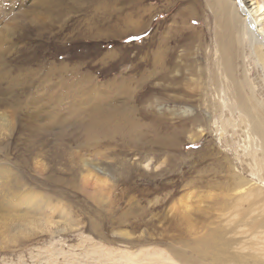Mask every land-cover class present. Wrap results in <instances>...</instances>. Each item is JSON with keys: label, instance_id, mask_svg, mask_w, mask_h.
I'll list each match as a JSON object with an SVG mask.
<instances>
[{"label": "rangeland", "instance_id": "obj_1", "mask_svg": "<svg viewBox=\"0 0 264 264\" xmlns=\"http://www.w3.org/2000/svg\"><path fill=\"white\" fill-rule=\"evenodd\" d=\"M101 2L0 0V168L10 182L27 183L25 193L56 205L47 215L57 229L26 236L16 228L25 210L7 211L16 218L8 228L0 220V264H208L175 252H189L186 241L218 226L234 249L257 251L264 264V229L240 222L252 200L264 206V153L246 116L231 108L236 101L216 53L211 8L206 0ZM250 41L242 37L235 71L264 120V49L258 45L257 65ZM166 46L178 65L168 72L176 89L165 93L178 103L160 95L137 101L148 85L170 84L172 77L154 74L163 71L153 62ZM100 98L136 108L141 140L106 137L105 130L94 138L87 125ZM3 118L14 123L11 132ZM164 135L179 142L159 143ZM229 172L248 181L228 193L236 204L230 211L214 204L226 193L213 186L231 182ZM65 209L77 227L56 223Z\"/></svg>", "mask_w": 264, "mask_h": 264}, {"label": "bare ground", "instance_id": "obj_2", "mask_svg": "<svg viewBox=\"0 0 264 264\" xmlns=\"http://www.w3.org/2000/svg\"><path fill=\"white\" fill-rule=\"evenodd\" d=\"M98 1L101 2V0H95L96 3ZM138 1L144 2L145 0ZM206 2V5H208V7H210L212 10L213 19L216 25L214 31L215 41L217 45L216 53L219 55V61L221 62V66H223V71L225 72V75L228 76L230 79V83L232 86L231 91L233 94L232 96H234L233 98H235V100H233L236 101V103L234 102L235 105H233V107L231 108L240 110L246 116L250 125L249 127L251 129V133L253 136L259 138L261 148L264 153V120L258 118V104L256 102L258 99L255 98V101L251 97V95L249 96L244 92L243 85L245 86L244 82L246 80L241 81L240 79H238L239 72L237 74L235 71V59L238 56L240 42L242 41V37L244 35H248L251 40V50L254 57L256 58V64L258 65V62L260 61L258 57V45L264 49V1L206 0ZM108 14L110 17H113L115 15V11H110L108 12ZM112 26L115 27L116 24ZM195 38L196 37H194L189 44H192ZM174 39L178 43L182 41V32L175 34ZM204 44L205 42L203 38V40H201V48H203ZM175 55L176 53L174 48L170 46H166L163 50H159L155 56L153 64L157 65V63L161 61V68L163 69V71L161 70L159 74H154H156V76L160 75L166 80L170 79L172 76L169 77L168 72L172 69H175L178 65L176 63V60H174ZM244 76L246 77V74ZM240 77H242V75ZM176 80L177 78L173 76L169 80L170 84L168 86L163 85L159 88L148 85V87H145L143 91H140L138 94H135L134 97L137 101H144L145 99L149 101H154L155 99L159 98L157 95H160L163 100L178 103L177 99L171 98L169 96L166 97L165 93L166 90L176 89L175 86H170L171 84L176 83ZM229 89H231V87ZM122 92L129 94L130 91L126 86H123ZM251 94L253 95V93ZM226 95H228V93H226ZM253 97H256V95L254 94ZM230 101H232V99ZM225 102L223 103L225 104ZM95 105V108L91 111L89 115L90 120L87 125L89 131H94L93 135L95 139H97L98 137H102V135H106V137H111L112 133H118L124 138H128L130 141L133 142H135V139L137 138L141 140V127L139 126V124L136 123L134 119L136 112V108L134 106L128 104L112 106L110 105L109 100L106 98L98 99V102ZM228 105L225 104L226 107H228ZM191 111L192 110L190 108H186L183 112L185 114H188ZM147 113H149L148 110H145L144 114L148 115ZM192 119L193 118H191V120ZM162 121L164 124H166L165 119L158 121V123L163 124ZM13 124L14 123H12L9 118H3V124L1 126H3V128L7 131L11 132ZM96 130H105V133H102L101 135V133H96ZM124 130L126 132H124ZM178 142L179 138L175 135H164L159 140V143L161 144H168L169 146L174 147L177 145ZM227 166L228 168L233 167L230 161L228 162ZM254 168L257 169V165ZM252 171H255V169H253ZM7 172H9L8 169L0 168V220L3 221L2 224H4V227L8 228L6 221L13 220L16 218V216L12 213H6L7 211L25 210V215L17 217L18 224L16 225V228L18 229L19 233L25 234L27 236L28 233H36L37 230H43L51 233L55 231L57 232V229L55 231L53 229V225L55 224V222L48 218L50 211H54V209L52 208V206L54 205H52L53 202L35 192H31L30 194H27L28 192L25 193L22 188L26 186L27 183H20L19 178L14 179V183L10 182V178H8L9 176H7ZM231 176L234 177L233 180L231 179V182H228L229 180H223L218 181L216 184H213V186H215L217 189L222 190V193H226L223 195L222 198L214 201V204H221L225 208V210L228 211L236 207V204L234 205V207H232V205L227 202L228 193L239 189L240 187H242V185L248 184V181L244 177L239 176L238 173H230V177ZM248 191L250 194L255 190L249 189ZM243 197L240 196V198ZM243 210L242 208L240 210L243 211V215L240 218V222H247L250 223L251 226L253 225L256 228L261 227L264 229V206L258 205V198L256 200H252V203H249L248 207H244ZM58 215L61 217V219L56 222L58 225L62 224L63 226H78V223L72 220L73 218L71 219L70 217H68L70 213H68L66 209L62 210L60 213H58ZM60 228H62V226ZM234 243L235 241L233 239L227 237V230L222 226H218L210 230L206 235L201 238L186 241L183 245L187 249H189V252L179 250L176 251L175 254L179 259L185 262L203 260L206 261L208 264H262L261 260H259L260 258L255 254L257 253V251H255L254 253L251 251L245 252L242 249H234Z\"/></svg>", "mask_w": 264, "mask_h": 264}]
</instances>
